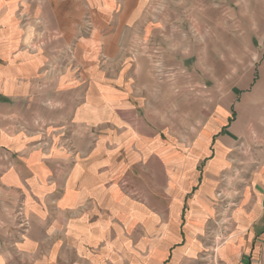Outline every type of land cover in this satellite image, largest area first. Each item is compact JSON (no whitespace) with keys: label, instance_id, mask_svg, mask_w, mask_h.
<instances>
[{"label":"crops","instance_id":"crops-1","mask_svg":"<svg viewBox=\"0 0 264 264\" xmlns=\"http://www.w3.org/2000/svg\"><path fill=\"white\" fill-rule=\"evenodd\" d=\"M236 9L253 0H0V264H264V152L243 168L211 123L189 149L173 131L179 50Z\"/></svg>","mask_w":264,"mask_h":264},{"label":"rangeland","instance_id":"rangeland-1","mask_svg":"<svg viewBox=\"0 0 264 264\" xmlns=\"http://www.w3.org/2000/svg\"><path fill=\"white\" fill-rule=\"evenodd\" d=\"M224 22L215 33L203 32L201 38L194 35L188 39L193 45L179 50L178 62L172 69L179 74L174 82L178 105L177 113L172 114V119L177 120L173 131L182 141L179 147L189 149L187 142L192 133L186 127L193 122V135H197L204 124V128L209 127L206 122L211 123L213 137L228 134L236 139L245 168L253 152H264V0H253V9L240 15L237 9L235 16L226 14ZM131 35L128 40L134 37ZM154 51L155 56L161 53ZM133 53L137 55L138 48H133ZM182 71L193 76L181 77ZM186 130L190 132L187 137L183 133ZM118 183L132 184L122 178ZM153 184L167 185L166 170L156 164L146 168L147 190ZM146 197L147 205L152 204L153 194L147 192ZM21 226L26 229L27 223ZM214 261L213 256L200 255L184 257L178 264H215Z\"/></svg>","mask_w":264,"mask_h":264}]
</instances>
